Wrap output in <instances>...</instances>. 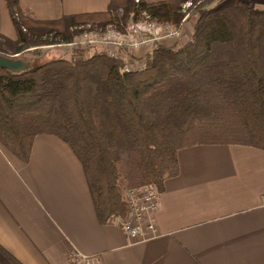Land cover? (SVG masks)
<instances>
[{
    "label": "trees",
    "instance_id": "16d2710c",
    "mask_svg": "<svg viewBox=\"0 0 264 264\" xmlns=\"http://www.w3.org/2000/svg\"><path fill=\"white\" fill-rule=\"evenodd\" d=\"M182 2L110 0L106 11L39 21L18 0H5L16 40L0 37V54L9 55L2 45L20 53L44 34L68 39L76 24L120 26L142 12L178 25L188 10ZM117 7L119 17L111 13ZM191 11V36L179 45L154 43L140 70L124 72L119 60L97 54L29 61L19 72L0 68V143L27 160L36 134L64 140L82 165L100 223L126 216L125 188L160 191L178 173L181 148L264 150V8L252 0H199ZM0 264L20 263L0 246Z\"/></svg>",
    "mask_w": 264,
    "mask_h": 264
},
{
    "label": "crops",
    "instance_id": "0c3cea01",
    "mask_svg": "<svg viewBox=\"0 0 264 264\" xmlns=\"http://www.w3.org/2000/svg\"><path fill=\"white\" fill-rule=\"evenodd\" d=\"M18 3L35 20L54 21L106 11L110 0ZM0 37L16 40L5 0ZM177 158L178 173L158 193L159 235L130 242L117 218L98 221L82 165L64 140L36 134L27 160L0 143V246L20 264H70L72 250L99 264H264V150L196 144Z\"/></svg>",
    "mask_w": 264,
    "mask_h": 264
},
{
    "label": "built area",
    "instance_id": "2783aa9c",
    "mask_svg": "<svg viewBox=\"0 0 264 264\" xmlns=\"http://www.w3.org/2000/svg\"><path fill=\"white\" fill-rule=\"evenodd\" d=\"M142 15L143 17L138 20L130 19L124 30L108 28L104 32L96 33L79 26L82 29L81 32L67 44L84 48L85 57L90 53H96L119 60L124 72L140 70L145 66L144 55L151 50L154 43L166 39H177L181 35V24L179 26L171 22L156 21L145 12H142ZM186 17L187 12L181 19V23ZM141 48L147 49L142 52ZM122 198L127 205V212L123 219H119L118 226L127 235L129 241L142 242L157 237L159 233L155 214L159 209V196L156 188L150 185L127 188L123 191ZM262 201L264 202V196ZM67 259L70 264L100 263L97 256L83 254L76 250L70 251Z\"/></svg>",
    "mask_w": 264,
    "mask_h": 264
},
{
    "label": "rangeland",
    "instance_id": "374dc122",
    "mask_svg": "<svg viewBox=\"0 0 264 264\" xmlns=\"http://www.w3.org/2000/svg\"><path fill=\"white\" fill-rule=\"evenodd\" d=\"M218 1H220V0H216V2H218ZM252 1H253L254 7L260 8V9L264 8V0H252ZM198 2H199V0H183L182 8H184L185 11L188 9L187 12L189 11V13H187V17H186L185 21L182 23L180 21V23L178 24L179 26L181 24V35L179 38L172 39V40L166 39V40H161V41H157V42H162L165 45H171L174 43H177V45H179V44H181V42L187 40L191 36V28H192V24L195 20V16L193 15L191 8H193L195 6V4H197ZM111 13H112V15L119 17L122 14V8L117 7L115 9H113ZM130 19H131V17L128 18L123 25L118 26L117 24L109 23V24H106L103 28L102 27H96V26H94V24H92L90 22L89 23H83V24H76V25L72 26L73 28H70V31H72V35L68 39H64L60 35L50 34V35L46 36V34H44L42 37V39L44 41L40 42L38 45H34V46H30V47L26 48L23 52H20L17 55H15L16 53H14V54L11 53L12 49L9 48V46L2 45L1 47L4 51L9 53V55H14L15 57H19V58H24L33 64H38V63L50 60L51 58H55V57H59V56L60 57H66V58L72 57L75 60L86 59V58L90 57L92 54L90 53L87 57H85V49L84 48H80L79 46L76 47L77 45L67 44L68 42L73 41L78 36V33H80L82 29H87L88 31L91 30V31L96 32V33L104 32L108 28L115 29V30H124L125 26L127 25V23L129 22ZM79 26H82L84 28L80 29ZM118 27H121V29H119ZM153 45H152V47H153ZM145 49H147V48H141L140 50L143 52V51H145ZM94 54H96V53H94ZM97 55H99V54H97ZM140 55L141 54L139 52L138 56H140ZM137 61H139V60L137 59ZM143 185H149V184H140L137 186L127 187V188H137V187L143 186ZM150 186H152V185H150ZM127 188H125V189H127ZM157 191L159 193V190H157Z\"/></svg>",
    "mask_w": 264,
    "mask_h": 264
},
{
    "label": "water",
    "instance_id": "95a60500",
    "mask_svg": "<svg viewBox=\"0 0 264 264\" xmlns=\"http://www.w3.org/2000/svg\"><path fill=\"white\" fill-rule=\"evenodd\" d=\"M29 67V61L14 55L0 54V68H6L12 72H19Z\"/></svg>",
    "mask_w": 264,
    "mask_h": 264
}]
</instances>
